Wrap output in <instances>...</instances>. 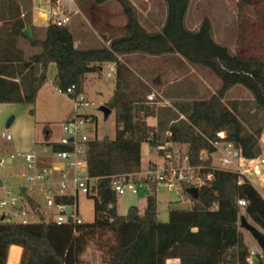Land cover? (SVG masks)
<instances>
[{"label": "trees", "instance_id": "obj_1", "mask_svg": "<svg viewBox=\"0 0 264 264\" xmlns=\"http://www.w3.org/2000/svg\"><path fill=\"white\" fill-rule=\"evenodd\" d=\"M75 1L82 6V0ZM112 1L127 17L125 33L113 35L107 45L82 48L75 45L69 24L49 23L44 38L29 36L25 32L32 22L29 6L23 0H0V103H35L51 63L57 67L55 86L61 91L72 87V97L84 93L89 74L101 72L109 62L116 65L114 93L106 103L115 111V137L91 139L85 148L87 172L93 178L87 195L94 199V219L80 224L0 220V264H7L12 245L22 248L20 264H90L91 249L102 252V264H167L172 258L180 264H252L240 217L245 215L264 231V197L248 181L239 182L235 172L213 170L197 200L182 193L193 199V205L170 208L166 222L159 219L155 185L142 194L143 210L132 205L121 214L112 181L142 170L143 143L154 149L173 141L186 146L195 159L201 149L211 150L209 140L224 131L226 140L246 157L262 153L264 0H236L241 33L235 53L214 39L209 17L195 29L186 26L191 0H163L166 17L156 31L141 23L131 0H93V7ZM30 47L39 51L32 53ZM131 53L186 60L216 73L220 86L207 98H176L171 105L151 102L150 86L123 60ZM236 85L252 97L226 99ZM46 146L69 149L58 142ZM240 199L246 201L244 206ZM257 258L264 264L261 254Z\"/></svg>", "mask_w": 264, "mask_h": 264}, {"label": "rangeland", "instance_id": "obj_2", "mask_svg": "<svg viewBox=\"0 0 264 264\" xmlns=\"http://www.w3.org/2000/svg\"><path fill=\"white\" fill-rule=\"evenodd\" d=\"M30 1L31 0H23L28 6L31 3ZM135 1L138 4L137 10L143 25L149 31L159 30L161 23H150L145 18V13L148 11V7H146L147 2L144 0ZM151 1L152 6H154V9H150L151 12L152 10L155 11L159 15V19L162 20L163 13H166L164 12V2L162 0ZM82 2L85 4L87 8L86 11H88L90 17L85 14V12L82 13L79 8H77L79 9L77 14H79L82 20H84L86 23V29L93 36L96 34L98 37L101 36L104 42L107 41L105 36H103V32H100V28L104 26L107 21L112 22L111 24L113 25H111V31L115 35L121 36L125 33L124 27L127 22V17L123 12L122 7L117 2L115 3L112 1L94 7L93 0H82ZM67 5H72V2L68 0ZM29 8L30 7L26 8L27 11H30ZM91 15L96 17L95 21L91 19ZM206 16L210 18L213 24L214 39L223 45H227L230 48L231 53H235L240 45L239 37L241 33L238 25L237 1L191 0L186 17V26L190 29H195ZM254 17L255 16L252 18ZM27 33L29 34V31ZM100 41L97 40V45H104V43ZM28 51L35 53L39 51V48L30 47ZM136 54V60L138 62L131 66L135 68L136 71H140V69L147 71L146 79L155 87L156 91L158 89V91L164 95L165 99L168 101V103H165L167 105H171L172 99L176 98H207L220 86V77L207 68L193 67L186 60L181 62V60L175 58L166 59V57L152 56L144 53ZM56 70V64L51 63L48 68V81L45 83L46 86L41 91L37 101L35 115L39 142L36 146V151L39 153L42 152V148L45 146H42V142L45 139V133L47 130L51 131V138L57 139L58 142L64 137L65 134L63 133L62 126L65 121L70 119L71 113L83 116L88 115L93 118V120L87 125L86 131L89 138H114L116 134L115 111H111L108 116H105L101 107L106 105L114 93L116 84L115 74L107 76L109 69L106 66L103 67L101 72L89 74L86 78L87 84L84 91V95L89 104L77 108L74 97L66 93L65 90L60 92L55 86L53 81L56 75ZM150 90L153 91L152 87H150ZM166 92H169L170 96H167ZM251 97L252 93L249 90L241 85H236L228 92L226 99H247ZM11 116H15V114H11L9 117ZM12 128L13 127L9 129ZM12 145L13 141L2 138L0 135V159H4L8 156L14 157L12 163H9L4 167L0 166V187L3 184H6L11 188L12 193L16 195L20 193L19 185H26L28 183L26 175L32 173V171L28 169L27 162L21 155L23 152L16 154L12 149ZM149 159L159 160L160 158L152 151L149 156L146 155L143 157V168L148 166ZM23 173H26V175H23ZM156 193L159 207V219L163 222L168 221L170 208L188 209L193 205V199L185 198L180 192L157 188ZM27 194L37 202L38 206L30 209L25 201H19V206L26 207L33 217L44 215L45 219L48 221L55 220L57 210L55 207L46 204V196L44 192L41 191L40 187H35L34 191L28 190ZM3 197V191L0 188V200ZM172 197H176V199H174L173 202H170L169 199ZM144 202L145 197L143 195L126 191L125 193L118 195V211L121 214H126L129 207L132 205H136L143 209ZM78 205L80 213L79 217L82 221H92L95 215L94 199L88 195L80 194L78 196ZM244 234L246 241L252 250L251 261L254 257L257 258L258 253L263 256L257 241L252 235L245 229Z\"/></svg>", "mask_w": 264, "mask_h": 264}, {"label": "built area", "instance_id": "obj_3", "mask_svg": "<svg viewBox=\"0 0 264 264\" xmlns=\"http://www.w3.org/2000/svg\"><path fill=\"white\" fill-rule=\"evenodd\" d=\"M75 1V0H71ZM52 2V0H51ZM59 0L52 3L58 4ZM79 12V9L75 11ZM49 23L57 25L68 24L69 12L57 9L46 13ZM109 71L107 76L116 74L115 63L109 62L105 65ZM61 92V90H59ZM66 93L72 94L73 88L69 87ZM76 107L89 104L84 93L74 96ZM147 99L156 103H168L160 92L148 94ZM93 120L90 116L74 114L65 121L62 126L64 137L58 142L69 149L54 151L51 147L43 146L42 152L49 154L54 160L51 164H44L41 161V154L36 150L23 152L21 155L27 162V167L32 173L26 175L28 183L19 185L20 193L14 195L11 188L6 184L1 186L3 198L0 200L1 221L11 223H30L46 220L44 215L33 217L26 207L19 206V201H25L27 206L36 208L37 202L33 200L27 191H34L40 187L46 196V204L55 207L57 224H80L78 196L91 192L93 178L88 175L85 160L86 143L91 140L87 134V125ZM166 136H171L167 131ZM2 138L12 139V133H2ZM72 138V140H71ZM211 150L203 148L198 152L195 159L189 154L186 146H180L173 141H166L162 145L150 149L160 158L151 160L146 168L140 172L129 175H118L113 177V188L118 195L131 191L142 195L153 185L156 188H164L169 191L186 192L189 187H197L210 181L213 178V170L223 169L233 171L238 175L239 182L248 181L264 197V155L246 157L231 142L226 140L224 131L217 132V139H210ZM9 164L6 158L0 159V166ZM34 206H33V203ZM238 203L241 206L246 204L244 199ZM3 216V219L1 217ZM72 217V222H69ZM251 261V260H250ZM252 262V261H251Z\"/></svg>", "mask_w": 264, "mask_h": 264}, {"label": "crops", "instance_id": "obj_4", "mask_svg": "<svg viewBox=\"0 0 264 264\" xmlns=\"http://www.w3.org/2000/svg\"><path fill=\"white\" fill-rule=\"evenodd\" d=\"M69 1L72 2V5H67L68 0H59L58 4L52 3L51 0H31L30 1L31 6L29 5V7H30L29 10L31 13V21L32 22H31V25H29L25 28V32L27 33L29 31V34L27 33L29 36H35L37 38H44L46 27L48 25L46 13L57 9V7L60 6V10H64V11L69 12L70 20H69L68 24L74 33L76 46L82 47V48L99 47L102 44L97 45V40L98 41L101 40L104 43V45L109 44L112 36L113 35L115 36V34L111 31L112 30L111 25H113V24H111L112 22L107 21L103 26V36H105V39L107 40L106 42H104L102 40L101 36L98 37V35H96V34H94V36H93L86 29V23L84 22V20H82V18L79 16V14H77L75 12L77 10V8H79L82 13L85 12V14H87L90 17V15L88 14V11H86L87 8H86L85 4H83V2H82L81 3L82 6H80L76 1L75 2L71 1V0H69ZM131 1L135 5V7L138 8L137 2L135 0H131ZM144 1L147 2L146 7H148V11L145 13V18L147 19V21L150 23L158 22V23L162 24L165 17H166V13H163V16L161 18L162 20H160L159 15L155 11L152 10V12H151V10H150V9H154V6H152V4H151L152 1L151 0H144ZM107 3H110V2H107ZM107 3H104V4H107ZM149 10H150V12H149ZM164 12H166L165 6H164ZM139 17H140V15H139ZM91 19H92V16H91ZM140 21H141V19H140ZM141 23L143 24L142 21H141ZM41 28H42V31H41ZM135 54L136 53L127 54L124 56L123 60H124V62H126L128 64V66L136 74H138L150 87H152L153 91L150 90V92H149V94H150V93L154 92L155 87L152 86V84L146 79L147 71H145L143 69H140V71H138V70L136 71V69L131 66L132 64H137V62H138L136 60L137 54L136 55ZM142 68H144V67H142ZM45 86L46 85H44L40 89V92L38 93V97L36 99V102L33 104L0 103V135H2V133H5L7 131H10L12 133V139H10L9 141H13L12 149L16 154H20L21 152H29L32 150H36V146L39 142V139L37 137L36 115L35 114H36V109H37V101L39 99L41 91L44 89ZM155 91H156V89H155ZM157 92H160V91H158V89H157ZM157 104H161V103H157ZM11 114H15L14 121L11 125V127H13V128L12 129L7 128L8 129L7 130L6 129V121L8 120V117ZM149 121L151 124H155L157 120L155 118H150ZM49 142H58V141H57V139H52L51 138V131L47 130L45 133V139L42 142V146L46 145ZM261 148H262L261 154L264 155V150H263L264 149V132H263L262 137H261ZM150 149L151 148H150L148 143L142 144V159L144 156L150 155ZM40 154L42 157L41 161L44 164H51V162L54 160L49 154H45L43 152H40ZM9 158H10L9 163H12L14 161V157H12V156L6 157L7 160ZM151 160L152 159H149V162ZM142 169H143V167H142ZM174 199H176V197H172L171 199H169V201L173 202ZM145 203H146V200L144 202L143 209L145 207ZM143 209H141V210H143ZM21 255H22V248L18 245H12L9 249L7 264H20ZM87 256H88V259L90 261V264H102V252L101 251L90 250L87 253ZM167 264H180V260L178 258L168 259Z\"/></svg>", "mask_w": 264, "mask_h": 264}, {"label": "water", "instance_id": "obj_5", "mask_svg": "<svg viewBox=\"0 0 264 264\" xmlns=\"http://www.w3.org/2000/svg\"><path fill=\"white\" fill-rule=\"evenodd\" d=\"M101 110L104 112L105 116H108L111 113V109L106 105L101 107ZM14 121V116L8 118L6 122V128H10ZM72 140V138H71ZM10 162V158L8 159ZM186 193L189 194L193 199L197 200L199 198V189L197 187H189L186 189ZM33 203V202H32ZM34 206V203H33ZM3 219V216L1 217ZM69 222H72V217H69ZM240 225L243 229L248 231L252 237L257 241L264 258V231L257 227L255 224L251 223L245 215L240 217ZM252 264H259L258 258L254 257L252 259Z\"/></svg>", "mask_w": 264, "mask_h": 264}]
</instances>
